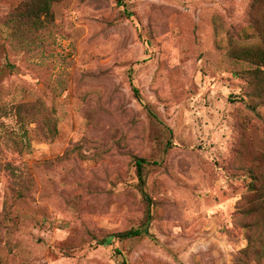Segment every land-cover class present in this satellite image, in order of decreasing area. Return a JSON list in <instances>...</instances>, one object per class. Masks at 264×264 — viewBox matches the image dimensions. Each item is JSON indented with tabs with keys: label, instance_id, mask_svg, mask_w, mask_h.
<instances>
[{
	"label": "rangeland",
	"instance_id": "1",
	"mask_svg": "<svg viewBox=\"0 0 264 264\" xmlns=\"http://www.w3.org/2000/svg\"><path fill=\"white\" fill-rule=\"evenodd\" d=\"M36 2L0 0V264H264V0Z\"/></svg>",
	"mask_w": 264,
	"mask_h": 264
},
{
	"label": "trees",
	"instance_id": "2",
	"mask_svg": "<svg viewBox=\"0 0 264 264\" xmlns=\"http://www.w3.org/2000/svg\"><path fill=\"white\" fill-rule=\"evenodd\" d=\"M58 0H37V2L30 7V16L32 19L31 25H33V21L37 20L40 16V14H45L46 16H51V4L52 2H55ZM253 7H256L254 4ZM261 31L264 34V15H263V21L262 25L260 26ZM232 55L236 58L244 59L251 61L252 63L256 64L258 67L249 71L246 74V79L248 80V84L250 85L251 89V95L255 94L259 98L262 99V102H264V70H262L260 67L264 66V39L262 40L261 44L255 45V46H245V47H239L236 48V50L232 51ZM150 163L148 160L142 157L135 158V165H136V171L138 175V179L140 180L141 185H143V179H144V173L143 168L144 165ZM156 163V162H152ZM147 198L148 196L144 194ZM149 200V198H147ZM264 205V203H263ZM148 217H150L149 211H148ZM143 228L141 229H130L123 232H117L110 234L106 238L100 241L101 244H109L111 243L112 238H130V237H138L143 234ZM147 231V227L144 228ZM263 255H264V249H263Z\"/></svg>",
	"mask_w": 264,
	"mask_h": 264
}]
</instances>
